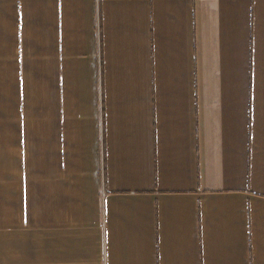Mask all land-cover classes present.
<instances>
[{"label":"crops","instance_id":"obj_1","mask_svg":"<svg viewBox=\"0 0 264 264\" xmlns=\"http://www.w3.org/2000/svg\"><path fill=\"white\" fill-rule=\"evenodd\" d=\"M0 264H264V0H0Z\"/></svg>","mask_w":264,"mask_h":264}]
</instances>
